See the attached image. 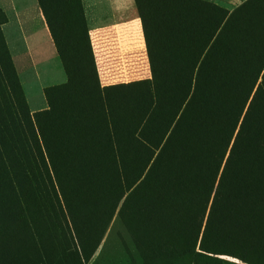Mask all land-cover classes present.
Here are the masks:
<instances>
[{"label": "crops", "instance_id": "obj_1", "mask_svg": "<svg viewBox=\"0 0 264 264\" xmlns=\"http://www.w3.org/2000/svg\"><path fill=\"white\" fill-rule=\"evenodd\" d=\"M80 1L98 91L87 106L67 102L68 75L41 12L34 38L31 13L26 15L14 0L0 26L32 121L55 119L54 136H89L97 156L112 157L121 173L139 175L137 187L158 157L163 161L177 149V142L185 150L197 143L204 151L223 136L225 108L218 93L224 45L231 42L237 66L248 76L243 100L232 107L231 143L236 136L247 141L255 136L256 125L264 121V0H195L227 15L209 26L203 16L175 22L169 14L153 23L149 39L134 0ZM176 55L183 58L182 70L172 67ZM165 60L167 68L154 69ZM178 71H183V91L175 93L172 78ZM50 88L57 89L55 112L46 94ZM84 112L87 117L81 116ZM129 216L115 211L94 254L115 222ZM116 227L122 229L118 223ZM93 261L94 256L85 264Z\"/></svg>", "mask_w": 264, "mask_h": 264}, {"label": "rangeland", "instance_id": "obj_2", "mask_svg": "<svg viewBox=\"0 0 264 264\" xmlns=\"http://www.w3.org/2000/svg\"><path fill=\"white\" fill-rule=\"evenodd\" d=\"M14 2L26 8V15L31 13L33 38L38 28L35 25L36 14L41 12L50 24L61 65L71 77L67 90L68 104L87 106L90 97L95 100L98 92L86 37L83 35L85 23L79 0ZM137 3L143 4L141 13L146 24L153 22V18L167 20L169 14L171 20H181L182 15H178L180 12L177 9L173 10L171 0H137ZM12 6L11 0H0V26L7 21L6 12L8 14ZM24 29L28 31V28ZM3 51L0 32V53L3 54ZM0 64L7 80L6 83L0 73V255L12 251L8 264H85L90 263L92 256L94 261L91 264H264V203L255 202L254 199L264 188L262 139L257 142L253 183L249 189L241 186L237 199L229 196L225 188L223 202L212 207L206 240L202 245L198 221L193 219L198 218V207L195 204L187 205L183 200L180 203L168 200L162 204L146 205L143 213L153 214L156 219L146 222L148 231L139 235V193H132L129 198L131 204L123 210L131 216L115 222L99 252L81 254L75 244L70 247L69 240L73 241V237L71 234L67 236V232H70L74 222L65 219L64 208L70 213H99L103 209L98 201L84 205L72 203V199L86 198L78 189V183L73 184L77 181L86 183L89 178L94 182L99 179L95 175L99 171L93 167L88 175V157L83 156L79 159L84 166L74 172L70 150L66 151V156L57 154L61 137L70 141L72 136H46L54 134L58 124L55 119H38L37 127L43 135L40 137L49 152L47 160L40 138L36 136L37 130L25 111V96L13 62L1 59ZM49 99L55 112L56 94L51 92ZM87 115L86 112L81 114L83 117ZM79 137L84 140L86 150L89 136ZM81 171L83 173L79 174ZM55 172L58 174L55 175ZM112 181L110 173L108 185H112ZM206 187L213 193L216 190L213 183ZM95 190L100 199L105 195V190L109 194L110 189L99 190L97 187ZM156 191L165 193L166 188ZM58 196L67 198L69 204L63 208L56 203ZM117 223L122 229L116 227ZM80 239L86 241L89 238L81 236ZM139 244L143 246L139 247ZM7 259L0 256V263H7L1 261Z\"/></svg>", "mask_w": 264, "mask_h": 264}, {"label": "trees", "instance_id": "obj_3", "mask_svg": "<svg viewBox=\"0 0 264 264\" xmlns=\"http://www.w3.org/2000/svg\"><path fill=\"white\" fill-rule=\"evenodd\" d=\"M134 1L137 6L138 14L140 15L144 24L145 31L147 32V37L149 39V32H152L153 30V23L158 21L159 19L153 18V22L146 24L144 15L143 13H141V6L143 4L141 3L140 5L139 3L138 5L137 0ZM171 2L174 4V6H171L173 10L177 9L180 12L178 15H182L181 20L177 19L175 22L200 20L198 18L203 16L206 18V24L209 26H213L216 24V20H219L222 17L225 18V16L227 15L226 12L222 13L218 9H213L214 11H212V9H210V5H204V3L195 0H171ZM79 4L83 17V9L80 0ZM168 4H170V2ZM47 25L50 30V24H48V22ZM84 32L85 33L83 35L84 38L86 37L89 51L86 30ZM2 42L5 51H3V54L0 53V60H10L3 39ZM176 48H180L183 52L186 51V46L179 45L176 46ZM169 53L172 56L174 55L175 51H169ZM223 56L224 61L221 69L222 90L221 93H218V100H221L223 102V107L225 108L223 136H218V141L216 143L209 142L207 148L204 151L198 145H196L197 143H193L191 149H187V151L183 148V145H179V143L177 142V149L174 152H171L169 156L166 157L163 161H161L162 157H158L152 167L144 175L143 180L137 187H134V185L139 179V175H137L136 173L128 174L127 171L121 173L116 167L112 157L97 156L95 153L94 145L92 143H89V139L88 144L86 143L87 148L86 150H84V140H82L81 137L72 136L70 141H68L64 137H61L59 141L60 147H58L57 154L66 156V151L70 150V153L73 156V168L75 167L74 172H76L77 168H81L84 166L82 160L79 159L83 156L88 157V175H90L93 167H95L96 170L99 171L95 174L99 177V179L95 180L94 182H91L90 178L86 183L78 181L74 182L73 185H76V183H78V189H80L83 197L86 198L80 197L78 200L72 199V203L77 205H84L92 204V202L98 201V204H101L103 206V209L99 213L90 211L70 213L67 212V210L64 208L67 204H69L67 198L58 196L56 203H60L63 206L65 210V219L68 221L72 220L74 222L73 225L70 223L71 230L70 232H67V236H70L71 234V236L73 237V241L71 239L69 240L70 247L75 244L76 248L79 249L81 254L84 252H90L93 254L95 249L104 239V234L111 221V217L115 214V211L118 209L119 214H123L124 208L127 205L131 204L129 202V198L132 193H139V235L142 236V233L144 235L145 231H148L146 222H151L152 220L156 219L153 214L143 213L146 205H152L153 203L162 204L164 202H167L168 200H174V203H180L181 200H183V202L187 205L195 204L198 207V210L196 211L198 218L195 217L193 219L198 221L197 229L202 234L200 239V245H202L206 240V230L210 222L212 207L214 204H220L223 202V197L225 196V188H227L229 196H231L233 199L239 198V189L241 188V186L244 189H249V185L253 183L252 181H254L255 162L258 146L257 142L260 141V139L264 141V121L261 120L260 124L256 125L255 136H250L249 141L244 140L243 136H236L235 140L231 143V134L234 129V126L231 123L234 114L232 107L234 106L233 104L235 102L238 103L243 100L244 92L247 90L248 76L246 69L242 70V68H238V61L234 60L233 57V46L231 42H228L226 45H224ZM90 59L92 65V73L95 78L97 87V78L91 55ZM182 60V56L176 55L175 60L172 59V67L176 65L179 70H182ZM153 67L157 70L167 68V60L160 61L159 64L156 63ZM0 73L3 79H5L6 76L5 74H3L1 64ZM67 75V87H69L71 85V77L68 72ZM89 75L92 76L91 72H89ZM155 77L157 76L155 75ZM173 81H175L176 84L174 90L175 93H177L178 90L182 92L184 82L183 71H178L176 77L172 78V82ZM5 82L7 83L6 79ZM56 90V88L47 89L46 94L48 98L49 94L51 92L56 93ZM217 96H214L212 99L216 100ZM15 105H17L16 102ZM7 107L10 110H13L12 106L8 105ZM24 108L30 122L33 123L34 127L38 131L36 132V136H38L37 134L42 135L40 134L37 127V117H34L33 121L29 117L25 100ZM54 134H51V136H54ZM39 138L41 141L42 150L45 151L46 158L49 161V152L46 148H44L42 138L40 136ZM57 139L59 140V138ZM67 147H70V149H67ZM221 164H223V168L220 172ZM82 173V171L79 172V174ZM110 173L113 178L112 185H108ZM54 174L57 175L58 172H55ZM211 183H213V186L216 185V190L214 193L209 189V187H206ZM225 184H227L226 187ZM97 187H99V190H104L105 188L109 187V194H107V191L105 190V195L101 196L102 198L100 197V199H98L100 195L97 194L96 190L94 191V189H97ZM164 188H166L165 193L156 191ZM152 190H154V192H151ZM202 195H205V197H203ZM254 199L255 202L258 201L264 203V188L261 190V193L257 194L254 197ZM201 201H203V203H201ZM105 214H107V216H104ZM134 216L135 215H132V217ZM143 222H145V224ZM98 231L102 233L99 234ZM81 236H86L89 239L86 241L81 240ZM142 246V244H139V247ZM7 247H10V244H7ZM6 252V255L1 254L0 256L3 258H8L7 260H1L7 263L0 264H8L10 255L13 254L10 250Z\"/></svg>", "mask_w": 264, "mask_h": 264}]
</instances>
